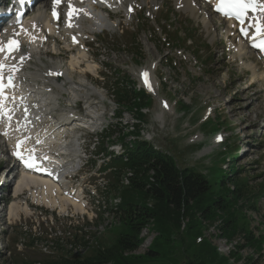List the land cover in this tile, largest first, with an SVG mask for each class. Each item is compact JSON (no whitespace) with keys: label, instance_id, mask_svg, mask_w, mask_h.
<instances>
[{"label":"rangeland","instance_id":"374dc122","mask_svg":"<svg viewBox=\"0 0 264 264\" xmlns=\"http://www.w3.org/2000/svg\"><path fill=\"white\" fill-rule=\"evenodd\" d=\"M132 1L133 8L128 12L130 16L132 11L136 14L131 19L122 13L113 15L110 20L113 27L110 30L103 29L108 33L101 30L98 35L88 37L89 41L95 39L94 43L90 44L89 51L95 60L97 70L100 68L101 72L96 75L97 77H94V74L92 77L86 75L87 79L97 89L103 88L106 96L98 91L102 93L103 98L105 97L104 100L117 108L112 99L114 97L112 91L116 89L115 81L118 80L124 85L128 83L136 90L138 71L144 68L151 71L153 82L158 86L156 88L158 97H151V106L147 108L149 113L145 117L148 118L145 127L152 131L154 126L157 128L160 134L158 141L171 149L180 167L193 168L203 175H207L214 166L225 169L227 163L223 162L225 159L222 154L236 151L235 146H240L239 151L237 150L238 154H242L243 150L245 154L235 162L236 168L241 170L235 178L243 182L248 192L252 193L251 195L245 191L244 198H240L237 205L227 206L230 210H234V218L227 221L228 225H235L236 233L233 241L228 243L224 239L213 237L215 232L218 236L221 234L218 229L202 231V238L216 248L219 255L212 256L211 254L215 252L208 249L210 248L208 246L206 248L200 245L196 235L185 232V227L180 231L174 230L169 242L158 239L156 243L155 231L149 230V233L144 231L142 236H145V241L136 255L146 253L151 244H156L153 250L160 255L154 258L161 264L190 262L247 264L248 260H251L250 264H264V82L260 81L249 88L252 74L245 70L244 65L256 64L260 68L261 64L253 54L252 58L249 57L244 61L234 58L232 51L227 47L224 34L226 24L210 13L208 7H205L206 16L202 12L197 19H193L188 14L181 13L175 4L170 2L172 0ZM47 2L48 0H42L36 8L39 11L47 9L45 7ZM36 13L35 9L29 14V18H33ZM202 16L208 17L206 20L211 24L210 26H218L219 29L207 33L200 22ZM181 31H184L186 36L178 37ZM132 41L134 46L130 48L128 44ZM58 48L65 63V60H69L70 54L64 51L61 44ZM89 57L88 54V59L92 60ZM127 73H134L135 76L131 77ZM159 100L167 105L168 112L162 110L161 113ZM182 104L188 111L182 112ZM251 108H255L258 113L256 119L253 115V120L257 123L250 124L251 121L241 119L238 115L241 112L248 114ZM123 112L120 120L122 128H125L127 123H129L128 129L138 124L132 113L125 109ZM160 113L161 117L159 115L157 120V115ZM205 120L207 122H203ZM259 129H263L262 133ZM243 137H245L244 141ZM217 139L224 142L218 144ZM1 146L0 152L5 148L4 145ZM93 150L95 149L91 146L87 149L88 159L91 157L89 153ZM101 164L102 160H99L98 165ZM97 171L98 167L94 169L89 164L85 169V176L92 183L95 181V184L101 179L97 176ZM223 176H227V173H223ZM228 184L230 189L231 184ZM22 193L17 197L19 206L25 201L26 204L20 206L21 213L18 215L24 216L9 214L12 216L11 220L8 221L7 218L0 220V264H41L48 256H42L38 252L34 246L37 240L41 243L48 238L52 242L56 239L67 241L69 244L73 242V232H71V240L67 235L70 231L67 228L73 222L65 218L66 214L72 213L71 207H68L65 213L50 211L49 207L32 205ZM14 198L16 197L13 196L12 202ZM243 199L247 200L243 201ZM85 200L88 203L89 198L85 196ZM100 201L98 197L91 202V208L87 206V211L92 209V213L88 211V218H94L96 215L94 207L96 202ZM230 202L231 200L228 201ZM27 203L30 212L29 209L25 210ZM2 207L5 212V205ZM2 207L0 205V209ZM48 213H52V217L50 215L46 218ZM221 216L223 219L227 218L226 213H221ZM114 220H109L108 216L107 222L112 228L97 230L99 237L95 236L92 230L87 239L93 243L98 242L103 247L109 246L122 233L117 226L118 221ZM48 227H51V232H48ZM225 228L228 230L227 227ZM229 234L228 231L227 235ZM251 239L262 240L260 251L257 246L248 243ZM230 252H234L236 259L239 260L235 262L229 257ZM62 254L73 257V254L67 252ZM85 256L88 255L82 257Z\"/></svg>","mask_w":264,"mask_h":264},{"label":"bare ground","instance_id":"6f19581e","mask_svg":"<svg viewBox=\"0 0 264 264\" xmlns=\"http://www.w3.org/2000/svg\"><path fill=\"white\" fill-rule=\"evenodd\" d=\"M172 1L181 13L188 14L193 19H197V16H199L201 12H206L205 8L198 3V0ZM72 2L75 8L81 9L82 11L79 14V18L72 21L75 26L69 28L66 26V13L69 9L67 8L66 2L61 4V12L64 11V16L66 17L63 27H65L67 31L58 30L56 22L50 23L49 17L45 16L41 10L33 16L32 19L29 18L28 21H24L19 27H5L2 29L3 34L6 36L11 34L16 36L20 41V45L27 47L25 52L20 51L16 53V59L8 62L9 66H16L19 69L15 72V86L14 89L9 92L8 98H18L20 92H24L27 95L26 99H28V97L32 98L30 102H33V107H29L28 101H23V105L14 108H10L9 100L5 102L3 111L12 110L10 112L12 120L8 121L3 116V113L0 112V117H2V120H0V133L5 131L8 132L7 136L0 134V144L4 145V150H6V145L12 150V147L14 148L15 145L17 146L21 140H26L27 143L24 145L26 149L32 148L37 154L43 153L42 156L45 159L43 162L44 168H47L50 172H54L60 167L56 177L60 179L63 178L61 186H64L66 182H68L66 177L74 173L77 166L79 167V152L73 142V137L76 135L73 132V119H70L73 117L62 116L60 122H57L56 119L51 120L46 118L45 114L47 116L49 115L47 114V110H43V104L48 102V110L54 112V104L56 100L61 97L65 99L67 105L65 113L69 112V109L73 107L75 101H78L83 104L86 112L97 113L93 115V117H96L98 113L102 114L101 109L98 108L97 111V109L92 108V100L89 98L90 96H97L100 100H103L102 93L97 91L86 79L80 78V76L85 73L94 74L96 76L99 69L97 70V66L94 62L88 61V53H84L81 48H85V40L88 39L90 35H95L103 29L110 30V28L113 27L112 22L108 21V19L111 20L113 17L106 9L110 10L112 13L122 11L126 16L130 17L128 10H131L134 5L132 0H105V3H93L92 0H83L82 3L81 0H72ZM93 5L98 6L100 10L96 9ZM154 5H152V7H154ZM84 12H87V15H84ZM200 22L207 30V33L211 32V24L207 22L205 16H202ZM213 28L215 31L218 30V26ZM72 31L73 36L71 35ZM224 31L228 42V48L232 51L234 58L239 61L248 59L252 53L246 49L244 42H239L235 45L234 41L228 38L231 34L228 25H226ZM16 33H19V35H15ZM51 35L58 36V38H62V40L68 37L70 45L79 43V46L73 47L77 49V54L75 56H70L66 65L64 64L62 67L60 64H52V68L46 70V68L43 67L44 63L41 58H51L52 53L58 52L53 43L47 46V42ZM29 36H36V42L30 43ZM20 57H27V59H25L23 63H20ZM244 65L245 70L252 74L249 88L254 87L260 81L264 82V67L262 65L260 68H258L256 64H250L249 66L248 64ZM82 66H84V68H82ZM73 73H78L80 76L74 79ZM5 75L7 76V73ZM59 77L62 79L57 81L56 79ZM84 85L88 88L87 91L83 88ZM151 87L152 90L148 91L152 92L155 97H158L157 89L153 84ZM5 94H7V92H5ZM49 98L54 99L55 102L48 100ZM160 104L161 113H163V111H169V108L165 107L164 103L161 102ZM38 107L41 110L40 113L36 112ZM21 112L23 113L20 114ZM161 113L157 115L158 118L159 115L161 117ZM238 115L241 119L251 121L250 124H253L252 122L257 123L256 120H253V115H255V119L258 117L255 108H251L248 114L241 112L238 113ZM17 119H19L18 128H20V131H16L15 129L18 123ZM12 130L14 131L13 135L11 134ZM13 186V194L16 198L23 191H27L33 202L44 207H49L51 211L57 210L59 213H63L67 211L68 207H71L72 210L74 209L75 212L80 214L85 211L84 207L78 204L80 203L79 199H81V193H77L78 197L76 198H73L75 196L71 197L65 195L62 193L60 185H53L48 180H43L31 175H22L17 181H14ZM76 201H78V203ZM28 209L27 205H25V210L28 211ZM18 213H21V207L18 203H14L9 209V214L18 216Z\"/></svg>","mask_w":264,"mask_h":264},{"label":"trees","instance_id":"16d2710c","mask_svg":"<svg viewBox=\"0 0 264 264\" xmlns=\"http://www.w3.org/2000/svg\"><path fill=\"white\" fill-rule=\"evenodd\" d=\"M118 100L128 105L127 111L134 114L136 121L142 120L141 111L150 107L149 99L143 93H123ZM131 134L138 135V130ZM121 167L131 169L134 177L130 187L122 194V233L115 243L103 250L96 249L88 257H64L43 264H161L154 258L160 255L153 250L156 244H151L146 253L136 255L144 242L140 235L145 228L155 231L157 243L158 239L168 241L174 230L180 231L185 227V232L194 233L197 239H201L202 246H208V249L215 252L212 256L218 254V250L202 238V231L218 229L221 234L218 236L215 232L213 237L224 239L228 243L235 238V225H228L227 222L234 218V210L227 206L237 205L245 187L236 176L225 177V172L218 168H212L208 178L193 169H178L172 159L151 154L149 148L142 143L137 144L134 153L129 155L128 163ZM231 171H234L233 167ZM227 182L232 184V189L227 188ZM221 213H226L227 218L223 219ZM248 243L261 250L262 240L251 239ZM235 255L230 252L229 257L236 262L239 259ZM250 263L251 260H248L247 264Z\"/></svg>","mask_w":264,"mask_h":264},{"label":"snow or ice","instance_id":"6c2138e0","mask_svg":"<svg viewBox=\"0 0 264 264\" xmlns=\"http://www.w3.org/2000/svg\"><path fill=\"white\" fill-rule=\"evenodd\" d=\"M67 4L69 11L66 13V26L71 28L75 25L72 23L73 20L79 18L81 9H77L73 6L72 0H53L52 16L54 19H60V13H58L57 8L61 6L62 3ZM83 0H81V3ZM93 3H105V0H92ZM211 2V0H209ZM21 5L25 3V0H20ZM215 11L222 14L225 18L235 19L240 24V34L246 39L252 41L259 40V43H253L252 47L259 48L264 51V0H217V5ZM255 13L251 16V22L245 23L246 20H249V14ZM87 15V12L83 13ZM253 30L254 34L249 35V30ZM15 35H19L16 33ZM29 42L35 43L36 36H29ZM75 42V41H74ZM21 51L20 41L17 39H12L7 42L0 40V112L3 113V116L8 120H12V115L10 112L12 110L3 111L5 107V102L8 100V97L4 95L6 89L14 87L13 81L15 78V72L18 71V67L9 66L8 62L10 60L16 59L14 53H19ZM27 57H20L19 62L23 63ZM7 73V76L5 75ZM143 82L149 91L152 90L151 84L149 82V74L144 72L141 74ZM167 107V105H164ZM16 131H20V128H17ZM4 136L8 135V132L5 131L0 133ZM27 143L26 140H21L16 147V151L13 152V155L20 161L24 163V166L28 169L38 170L39 165L36 162V157L34 156L33 149H27L29 155L26 157L21 151L24 148V145Z\"/></svg>","mask_w":264,"mask_h":264}]
</instances>
